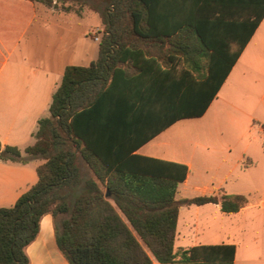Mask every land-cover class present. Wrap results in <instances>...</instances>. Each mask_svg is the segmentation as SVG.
<instances>
[{
    "label": "trees",
    "instance_id": "trees-1",
    "mask_svg": "<svg viewBox=\"0 0 264 264\" xmlns=\"http://www.w3.org/2000/svg\"><path fill=\"white\" fill-rule=\"evenodd\" d=\"M28 1L48 8L67 1L85 6L98 14L102 29L95 60L87 67L64 68L48 115L37 121L33 143L22 151L0 144L2 162L42 160L35 168L36 182L12 206L0 207V264H28L25 248L35 239L44 214L52 217L56 247L68 264H232V244L174 250L178 209L212 203L233 213L246 198L176 199L186 165L124 152L118 137L131 132L128 119L139 112L133 99L116 98L115 77L126 74L119 66L134 51L178 48L188 60L198 52L208 68L201 82L202 104L194 112L175 114L163 126L175 118L200 116L264 8L250 18L245 14L250 0ZM229 40L234 48L224 58L218 49Z\"/></svg>",
    "mask_w": 264,
    "mask_h": 264
},
{
    "label": "crops",
    "instance_id": "crops-1",
    "mask_svg": "<svg viewBox=\"0 0 264 264\" xmlns=\"http://www.w3.org/2000/svg\"><path fill=\"white\" fill-rule=\"evenodd\" d=\"M245 6L249 11L246 16L252 18L264 8V0H250ZM59 15H63L66 22L95 17L97 22L87 28V33L90 28L101 27L98 14L85 6L75 12L58 14L41 3L0 0L1 146H14L22 151L31 145L37 121L48 115L51 96L64 68L68 65L87 67L96 58L98 40H93L92 49L82 52L76 50L80 46L78 40L75 46H66L65 50L62 46L60 56L55 57H61L60 64L52 67L42 64L43 55L39 49L36 51L34 43L53 17ZM225 20L230 22L231 18ZM233 48L234 43L229 40L227 46L218 51H223L226 58ZM193 54L188 60L184 49L134 51L130 53L132 58L119 66L126 74L115 77L116 98L133 99V106L139 112L138 116L128 119L131 132L118 137L123 151L186 165L188 172L177 186L176 199L191 198L184 195L188 187L197 182L191 174L195 169L223 164L256 167L259 162L264 169V151L259 157L248 144L232 147L225 139L237 135L243 139L252 129L264 139V14L202 115L175 118L163 126L175 114L194 112L202 104L200 88L207 75V62L200 53ZM67 59H71L70 62ZM104 138L112 141L107 135ZM233 149L237 156L228 158ZM36 160L39 163L34 162ZM41 162L40 159L26 163L0 161V207L12 206L36 182L35 168ZM228 177L229 174L225 179ZM206 189H202V194H206ZM248 191L219 187L212 190L210 195L246 198V203L233 213H224L218 204L212 203L181 205L174 250L232 244L235 246L232 264H264V194L251 196ZM208 207L213 208L209 213L204 211ZM25 254L28 264H68L56 247L50 214L40 218L38 233L26 246Z\"/></svg>",
    "mask_w": 264,
    "mask_h": 264
},
{
    "label": "rangeland",
    "instance_id": "rangeland-1",
    "mask_svg": "<svg viewBox=\"0 0 264 264\" xmlns=\"http://www.w3.org/2000/svg\"><path fill=\"white\" fill-rule=\"evenodd\" d=\"M65 7L69 9L66 10ZM78 4L67 1L65 4H56L55 7L50 8L53 13H68L75 12L78 9ZM48 8V7H47ZM71 9V10H70ZM74 16H72L73 19ZM75 19V18H74ZM97 22L96 18H88V20H72V22H66V18L63 15L54 16L53 19L45 27V30L40 39L35 42L36 51L39 49L40 54L43 55L42 64L46 67L57 66L60 64L61 57L55 58L56 55L60 56L59 51L64 46H75L76 41L80 40V46L76 48L78 52H82L85 49H92L94 47L93 34L97 35L98 39L100 34L97 31L102 29V24L100 28H90L88 33L86 32L87 28L93 26ZM59 37V38H57ZM61 38V39H60ZM60 39V40H59ZM51 46L54 47V50L51 49ZM76 52V51H75ZM53 59V60H52ZM71 59H67L70 62ZM227 141H230L231 146L237 145H249L253 150L258 153V156H262L264 151V139L260 138L257 132L252 129L249 136L240 137H226ZM226 155V154H224ZM237 156V152L233 149L228 158H234ZM39 163L38 160L34 161ZM233 163V161L231 160ZM262 164L259 162V165L256 167H246L232 164H223L220 167H215V165H208L202 169H195L191 171V174L196 177L197 182L191 184L184 196L194 197L204 195L202 194V189H206L205 195H210L212 190L216 187L222 188L223 190H232V188L237 189H248L251 194L262 195L264 194V169ZM227 167V168H226ZM229 174L228 179H225V176ZM181 187H179L180 189ZM198 188V189H197ZM256 192V193H255ZM212 207L205 208L204 211L209 213L212 211ZM255 213V210H252ZM206 214V213H205Z\"/></svg>",
    "mask_w": 264,
    "mask_h": 264
},
{
    "label": "built area",
    "instance_id": "built-area-1",
    "mask_svg": "<svg viewBox=\"0 0 264 264\" xmlns=\"http://www.w3.org/2000/svg\"><path fill=\"white\" fill-rule=\"evenodd\" d=\"M97 29H96V34H97ZM93 40H98V37H97V35H95V33L93 34Z\"/></svg>",
    "mask_w": 264,
    "mask_h": 264
},
{
    "label": "water",
    "instance_id": "water-1",
    "mask_svg": "<svg viewBox=\"0 0 264 264\" xmlns=\"http://www.w3.org/2000/svg\"><path fill=\"white\" fill-rule=\"evenodd\" d=\"M105 196H106V197L108 196V193H107V192L105 193Z\"/></svg>",
    "mask_w": 264,
    "mask_h": 264
}]
</instances>
